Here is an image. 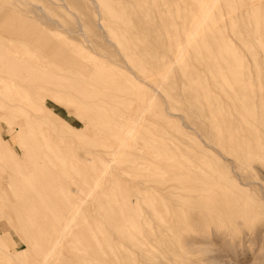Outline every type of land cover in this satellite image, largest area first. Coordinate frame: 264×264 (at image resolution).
<instances>
[{"label":"rangeland","instance_id":"rangeland-1","mask_svg":"<svg viewBox=\"0 0 264 264\" xmlns=\"http://www.w3.org/2000/svg\"><path fill=\"white\" fill-rule=\"evenodd\" d=\"M0 140V264H264V0H0Z\"/></svg>","mask_w":264,"mask_h":264},{"label":"bare ground","instance_id":"bare-ground-1","mask_svg":"<svg viewBox=\"0 0 264 264\" xmlns=\"http://www.w3.org/2000/svg\"><path fill=\"white\" fill-rule=\"evenodd\" d=\"M21 93H22V92H21ZM23 95H24V94H23ZM18 136H19V135H18ZM0 141H1V140H0ZM1 145H2V142H1ZM13 161H14V159H13ZM16 162H17V161H16ZM44 178H45V177H44ZM43 180H44V179H43ZM31 192H33V191H31ZM34 193H36V192H34ZM36 194H37V193H36ZM36 194H35V195H36Z\"/></svg>","mask_w":264,"mask_h":264}]
</instances>
